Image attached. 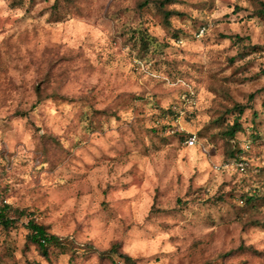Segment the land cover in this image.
Returning <instances> with one entry per match:
<instances>
[{"label":"rangeland","instance_id":"1","mask_svg":"<svg viewBox=\"0 0 264 264\" xmlns=\"http://www.w3.org/2000/svg\"><path fill=\"white\" fill-rule=\"evenodd\" d=\"M143 1L0 0V203L24 213L0 264H264L259 4ZM132 28L160 46L142 57ZM29 219L61 244L43 254Z\"/></svg>","mask_w":264,"mask_h":264},{"label":"trees","instance_id":"2","mask_svg":"<svg viewBox=\"0 0 264 264\" xmlns=\"http://www.w3.org/2000/svg\"><path fill=\"white\" fill-rule=\"evenodd\" d=\"M258 4L259 7L257 9V15L260 16L261 18H264V2L261 0H255ZM151 0H145L142 3H140V7H143L147 5ZM168 17V15L166 16ZM167 20V18H166ZM168 21V20H167ZM132 35H134V38L138 44V52L141 53V56H145L149 53H153L155 51V47L160 46L159 42L155 37H153L146 28H132ZM234 38H238V36H234ZM250 98H252V95H250ZM238 110V114L235 117L232 125L230 126V129L226 131V133L229 136H233L236 132L241 130V123L240 117L241 114L244 111V107L237 105L236 106ZM170 113H174V110L172 107L169 109ZM244 198V199H243ZM241 200H244L247 204L252 203L254 196L253 195H248L246 197H243ZM11 205L9 203H0V229H7L9 226L15 222V220L19 219L21 216H23L24 213H17L16 217H13V215L10 214L11 210ZM26 228L28 230V238L29 240L37 245L38 248L43 252V254H46L47 248L49 245H60L61 244V239L53 234L47 231V228L38 223L35 222L33 219H29L26 223ZM117 247L118 246H113L110 249V253L116 254L117 253ZM122 258L128 263V264H136L135 261L129 257L126 254H120Z\"/></svg>","mask_w":264,"mask_h":264},{"label":"built area","instance_id":"3","mask_svg":"<svg viewBox=\"0 0 264 264\" xmlns=\"http://www.w3.org/2000/svg\"><path fill=\"white\" fill-rule=\"evenodd\" d=\"M205 27H202L199 30V33H203ZM180 98H181V102L183 103V105H181V108H178L176 105L172 106V109L174 110L173 115H175L176 117L179 115H186L187 117H191L192 116V110L190 109L191 107H193L196 104V93L193 89H187L186 91H184L183 93L180 94ZM184 142L188 145V146H193L196 142V135L194 133L189 134L188 136H186ZM237 166L240 167L241 170H244V163L243 162H239L237 163Z\"/></svg>","mask_w":264,"mask_h":264}]
</instances>
